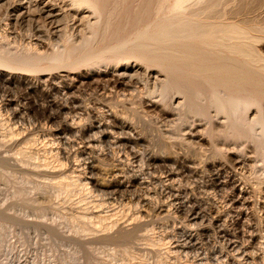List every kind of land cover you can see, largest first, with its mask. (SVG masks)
I'll list each match as a JSON object with an SVG mask.
<instances>
[{"label":"rangeland","instance_id":"1","mask_svg":"<svg viewBox=\"0 0 264 264\" xmlns=\"http://www.w3.org/2000/svg\"><path fill=\"white\" fill-rule=\"evenodd\" d=\"M66 1L0 0V45L14 51L38 47L37 42L44 38L57 47L64 41L65 26L72 36L85 34L92 14L66 9ZM257 7L249 12L263 19L264 0ZM52 11L61 14L52 17ZM135 31L130 30V35ZM97 40L94 47L100 42ZM110 57L107 63L112 62ZM112 65L107 69L112 70ZM147 67L136 73L140 82L130 83L126 89L102 74L75 85L72 77L39 79L30 73L28 79H11L0 74V264H264V167L260 153L253 143H247L242 165L232 169L231 156L225 154L242 142L220 136L211 140L212 136L204 133L203 118L190 116L177 127L178 115L148 108L145 101L149 95H158L149 91L158 87L164 74L155 73V65ZM175 92L165 99L174 113L179 112ZM16 108L19 111L14 116ZM110 111L129 118L133 125L130 132L110 122ZM70 122L76 127L68 128ZM102 128L113 134L102 135ZM138 136L143 139H135ZM133 149L139 152L133 155ZM45 156L61 161L49 168L33 164L43 162ZM219 157L228 160L223 167L204 162ZM88 158H93L90 170ZM85 172L89 175L83 182L86 187L76 180ZM216 174L219 179L233 177L244 182L250 202L242 203L232 182L218 183ZM115 213L112 230H105L103 226L112 220L100 223L99 217ZM214 217L222 218L220 226L209 222ZM231 241L236 243L234 247L227 245Z\"/></svg>","mask_w":264,"mask_h":264},{"label":"bare ground","instance_id":"2","mask_svg":"<svg viewBox=\"0 0 264 264\" xmlns=\"http://www.w3.org/2000/svg\"><path fill=\"white\" fill-rule=\"evenodd\" d=\"M261 3L262 0H68L66 1V6H64L66 9L69 8V10L80 15L92 14L93 21H89L88 24L85 25L86 33H82L83 35L80 34V37L77 33V38L75 39L74 37L76 36H72L65 26L64 29L67 31L64 30L62 34L64 36V41L62 40L63 43L57 47L44 41L42 37L43 41L37 42L38 47L26 46L27 48L13 51L0 45V74L10 78L21 77V79L22 77L28 79L29 77L27 75L30 73L39 77V79L41 77H72L74 85L76 82L94 79L95 75L102 74L109 78L110 83L126 89L130 86V83L140 82L139 76L136 75L137 71L143 69V67L149 68L147 66L155 65L157 68H150H153L155 73H158L160 77L162 73L164 75L162 76L161 83L158 82L160 83L158 87L149 91L157 92L158 95H156V97L153 96L154 98L149 95V98L145 101L148 108H157L162 113L169 116L178 115L179 119H177L180 123L176 125L177 127H179V124H183L190 116H194V118L200 117L199 119L203 118L204 121H206V126L204 125L206 128L202 129H204V133L207 131L206 133L212 136L210 137L212 138L211 140L220 136L227 140L234 141L233 143L237 142L240 144L242 142V146L240 145V147L235 150L236 153L233 150L234 148L228 149L230 151H227L226 154L218 150L221 155L225 154L226 156H231L232 160L231 162L229 160V162L231 163L230 166L232 169L242 165L241 163L245 159V155H242L246 148L245 145L249 142L253 143L255 151L257 153L259 152L262 157L263 163H261L264 167V17H262L263 19H259V17L256 18L249 12L252 8L256 10V8H258L257 6H260ZM55 7L57 6L55 5ZM61 8H63V6ZM61 8L58 10H61ZM64 10L65 8L61 11ZM58 12L52 11L50 13L52 17H59L60 12ZM73 12H69V14ZM143 17L149 18L147 20L144 19L145 22H141V19L143 21ZM140 22L142 24H140ZM65 23H67V21ZM65 23L64 25H66ZM130 30L131 32L132 30L133 32L135 31V34H132V32V35H130ZM58 34L61 33L58 32ZM97 39L100 41L97 42L99 46L96 47V44L94 47V43ZM110 55L113 56L111 59L112 62L107 63ZM115 60L119 61L116 62ZM121 62L126 63L118 65ZM133 62L137 63L140 69H135ZM108 64H110L109 66L115 64V66L112 65L113 69L108 70L107 68H110L107 66ZM141 73L143 74L144 72ZM146 75L148 76V74ZM160 77L158 78L160 79ZM155 84L156 83L153 85ZM69 86L71 87V85ZM174 91H176V96H179V100L176 104L179 112L175 113L170 111L165 103V99ZM77 105L78 104H76L75 107ZM86 107L88 106H85L83 109L86 110ZM87 110H89V108ZM18 111L19 108H16L12 114L15 116ZM89 112L91 113V111ZM114 112L108 115L111 120L110 122L122 128L126 127V129H128L127 132H130L129 129H131L133 125L130 124L131 122L127 121L129 118L126 120L125 117L122 118L123 116H118L119 114ZM52 116L53 114L48 117L50 118ZM73 121L71 122L73 123ZM103 121H105V119ZM71 122L68 128H75L76 126L74 124L71 125ZM196 123L198 122L195 121L193 125L195 126ZM201 123L204 122L202 121ZM193 125L191 128L194 127ZM103 129L104 128H102V131ZM199 132L200 130L197 131V133ZM202 133L203 132H201V134ZM109 134L112 135V131L104 130L102 133V135ZM133 134L132 132V135ZM190 134L194 135L191 131ZM200 136L198 135L197 137L199 138ZM142 137L138 136V138L135 139H143ZM135 150H131L130 153L135 155L139 152L137 149ZM50 155H52V151ZM81 155L85 156L86 153L81 152ZM48 156H45L43 162L33 164L37 166L42 164L46 168H49V165L58 164L61 161L56 158H51L53 156ZM152 157L155 159H173L163 155H151V158ZM222 158H215L211 161L210 159L209 161L206 159L207 161H203L208 163V165L217 163L224 166V164L226 165V160L224 161ZM92 159H89L87 162L88 166L86 167L88 169L93 166ZM190 167L191 169L193 168L192 166ZM194 168L195 171H197L199 165ZM88 176L89 175L86 173V175L77 176L78 178L76 177V180L79 184L86 187L83 182L88 180L86 178ZM216 176L218 183H225L229 180L232 182L233 188L237 191L242 203L244 202L247 204L250 202L248 190L245 188L246 186H242L244 182L240 183L239 180H236V178L233 179V177L223 180L221 178L219 179V174H216ZM119 183H117V185ZM87 189H85V191ZM85 194H87V192ZM116 214L117 213L109 216L108 214L107 216H100V223L109 219L112 220V218L116 220ZM95 219L97 220V218ZM221 219V217H214L210 219L209 222L220 226ZM103 227L105 230H109L110 228V230H112L113 220L107 221L106 225ZM121 229L124 230L122 227ZM126 231L128 230L126 229ZM107 234L111 235L112 232H108ZM232 241L227 245L234 247L236 243Z\"/></svg>","mask_w":264,"mask_h":264}]
</instances>
